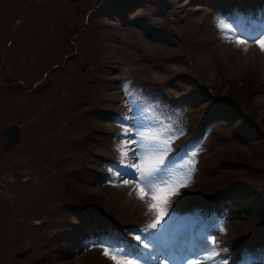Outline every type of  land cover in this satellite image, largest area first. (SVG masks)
<instances>
[{
	"label": "rangeland",
	"instance_id": "1",
	"mask_svg": "<svg viewBox=\"0 0 264 264\" xmlns=\"http://www.w3.org/2000/svg\"><path fill=\"white\" fill-rule=\"evenodd\" d=\"M261 33L264 0H0V264H114L92 242L135 247L147 233L131 229L158 219L139 174L110 179L116 162L161 157L194 171L150 232L194 227L216 264H234L226 245L262 231L264 252ZM12 121L24 142L5 150Z\"/></svg>",
	"mask_w": 264,
	"mask_h": 264
},
{
	"label": "snow or ice",
	"instance_id": "2",
	"mask_svg": "<svg viewBox=\"0 0 264 264\" xmlns=\"http://www.w3.org/2000/svg\"><path fill=\"white\" fill-rule=\"evenodd\" d=\"M222 30L231 31L225 25H221ZM264 35V33H261ZM225 39H233L232 36H225ZM258 39V37H253ZM237 44H242L244 41L236 40ZM262 51H264V43L258 45ZM247 49L245 48V51ZM130 129L124 130V135H127ZM170 144V141L168 142ZM117 148L121 151V159H127V153L125 149L127 148L126 144L118 145ZM164 151L170 150V148L165 145ZM185 155L187 152L185 151ZM196 153H192V157H195ZM118 165L116 172L113 177L110 179L115 180H124V183L127 184L128 181L124 179L127 176H131L133 179L137 178L139 174L140 184L144 185L146 192L149 196L150 203H148V212H156L158 219L154 223H149L144 228H135L133 227L131 231L147 233L146 236L142 237L137 235L135 240L140 242L135 247L128 245L124 241H119L114 239L111 235L101 237L98 241H93L92 243H103L107 244L108 247L104 249L106 256H109L110 259L114 261V264H135L136 260H142L143 264H149V261L152 264H159L160 255L164 253V248L162 246V232L152 233L150 229H156L157 225L160 224L159 212L155 205L157 203H167L169 198L173 195H180L179 189L181 187H187L191 183V175L194 171V160L190 159L188 161V166L186 170H177L176 172L170 170V163H165L163 158L157 159L154 163L149 164L145 167L143 165H136L135 163L120 164V161H117ZM135 169V171H133ZM179 173V174H178ZM139 187V185H137ZM138 198L144 199V196L139 195ZM165 223H168L165 221ZM147 240L149 243H145ZM150 245L155 249V251H149ZM125 257H134L135 259H125ZM206 260L211 258L206 257ZM184 264H187V259L184 260Z\"/></svg>",
	"mask_w": 264,
	"mask_h": 264
},
{
	"label": "water",
	"instance_id": "3",
	"mask_svg": "<svg viewBox=\"0 0 264 264\" xmlns=\"http://www.w3.org/2000/svg\"><path fill=\"white\" fill-rule=\"evenodd\" d=\"M6 140L4 148H11L23 142V134L16 123H11L5 130Z\"/></svg>",
	"mask_w": 264,
	"mask_h": 264
},
{
	"label": "trees",
	"instance_id": "4",
	"mask_svg": "<svg viewBox=\"0 0 264 264\" xmlns=\"http://www.w3.org/2000/svg\"><path fill=\"white\" fill-rule=\"evenodd\" d=\"M246 90H247V89H246ZM228 91H229V94H231V96H233V98L239 96V94L244 95V92H246L243 88H242V89L236 88L235 85L230 86ZM236 156H237V155H236ZM237 157H238V156H237ZM234 163H239V162L235 159V160H234ZM237 181H238V180H237ZM230 184H232V183H230ZM234 188L236 189V188H238V187H236V186H231V187H229V188L221 187V188H219V189L217 190V192L221 193V192L224 191V190H227V192H230V191H233ZM202 199H204V197H203ZM212 199H214V198H210L209 201L212 200ZM84 200H85L87 203L89 202V204L87 205L88 208H89V210H90V211H94V210H92V209L95 208V206H94L93 204L90 203L91 200H88V199H84ZM94 212H95V211H94ZM250 232H253V231H250ZM250 232H249V233H250ZM255 236H256V233H255V232L251 234V238H252V237H255Z\"/></svg>",
	"mask_w": 264,
	"mask_h": 264
},
{
	"label": "bare ground",
	"instance_id": "5",
	"mask_svg": "<svg viewBox=\"0 0 264 264\" xmlns=\"http://www.w3.org/2000/svg\"><path fill=\"white\" fill-rule=\"evenodd\" d=\"M244 49V48H243ZM162 241H163V239H162ZM206 249H207V256L209 257V258H211L210 260H212L213 259V256H212V254H213V250L212 249H210L209 248V246H208V244L207 243H204V244H202ZM163 246V245H162ZM164 248V247H163ZM165 250V249H164ZM149 251H155V249L150 245V248H149ZM165 253V252H164ZM164 253L162 254V255H160V259L159 260H162L161 258H162V256L164 255ZM163 258H165L164 256H163ZM149 264H152V262L151 261H149ZM159 264H164V262H161V263H159ZM208 264H213V263H208Z\"/></svg>",
	"mask_w": 264,
	"mask_h": 264
}]
</instances>
